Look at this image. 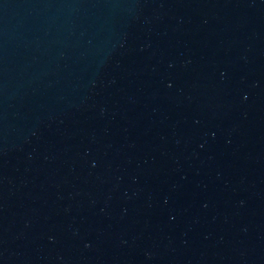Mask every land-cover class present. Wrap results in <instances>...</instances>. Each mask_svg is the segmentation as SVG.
<instances>
[{
  "label": "water",
  "instance_id": "1",
  "mask_svg": "<svg viewBox=\"0 0 264 264\" xmlns=\"http://www.w3.org/2000/svg\"><path fill=\"white\" fill-rule=\"evenodd\" d=\"M0 264H264V0H0Z\"/></svg>",
  "mask_w": 264,
  "mask_h": 264
}]
</instances>
